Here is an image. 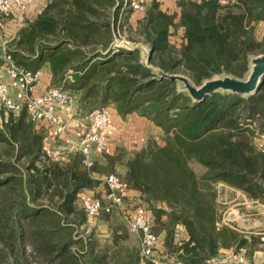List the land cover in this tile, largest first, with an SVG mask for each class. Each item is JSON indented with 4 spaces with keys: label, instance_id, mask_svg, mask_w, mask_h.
<instances>
[{
    "label": "trees",
    "instance_id": "obj_1",
    "mask_svg": "<svg viewBox=\"0 0 264 264\" xmlns=\"http://www.w3.org/2000/svg\"><path fill=\"white\" fill-rule=\"evenodd\" d=\"M113 3L114 0L51 1L19 29L17 37L10 42L8 54L27 69L41 70L49 64L53 75L60 79L65 71L72 69L74 80L66 82L64 88L80 92L84 99L94 98L93 109L112 104L114 107H107L115 108L116 114L125 119L136 113L163 129L162 142L153 143L150 138L123 160L126 172L125 178L121 177L128 183L123 195L127 198L126 192L134 189L147 195L151 203H164L162 209L152 206L154 219L159 225L167 226L169 234L171 224L182 223L189 235L178 247V259L185 264H208L220 247L230 246L239 236L229 228L216 229V203L212 197L207 199L200 182L222 180L264 201V149H259L252 140L256 133H264V78L252 95L217 91L201 101L193 100L178 89L177 80L155 75L152 68L145 66L139 48L130 50L113 45L114 17L109 20L104 11ZM177 4L179 15L163 10L154 0L137 22L136 33L142 34L149 44L153 66L171 74L184 70L196 84H201L224 71L243 77L251 56L264 51V38L258 40L255 36V25L264 21V0H177ZM28 5L18 10L24 11ZM180 28V39L172 40L173 31L177 34ZM4 113L16 116L12 112ZM17 115L4 121L0 141L12 142L15 138L20 143V156L32 154L33 161L40 152L56 164L47 167L44 174H32L30 178L19 167L17 173L9 171L3 182L17 177L19 193L23 196H27V185L34 197L53 187L55 192L49 199L57 205L53 210L56 215L52 216L49 229L40 233L43 237L61 233L65 229L64 215L75 210L73 203L78 191L96 180L83 165L79 153L64 161L59 160L61 156L52 159L44 155L41 147L45 122L34 123L25 111ZM112 116L111 110L107 139L115 131L117 134L121 131L113 125ZM32 128L29 143L26 130ZM24 131L26 136L22 135ZM118 154H107L111 168L121 156ZM191 161L206 167L204 176L198 177L190 166ZM0 165H9L11 169L15 162L6 160ZM64 171L67 174L61 178ZM49 176L57 181L48 183ZM7 189L16 192L18 187L12 184ZM5 197L11 199L12 209L16 208L18 213L30 209L13 196ZM49 209L42 206L31 210L30 216L51 214ZM14 221L16 227H22L19 219ZM152 228L156 233L159 231L153 224ZM0 237L12 247V232ZM237 242L243 245L248 240L241 237ZM70 243V238L53 242L50 253H57L48 259L63 256L61 260L72 263L75 258L71 260ZM36 247L44 253L46 246ZM102 261L98 263L104 264ZM138 261V256L134 257L133 264H139Z\"/></svg>",
    "mask_w": 264,
    "mask_h": 264
},
{
    "label": "rangeland",
    "instance_id": "obj_2",
    "mask_svg": "<svg viewBox=\"0 0 264 264\" xmlns=\"http://www.w3.org/2000/svg\"><path fill=\"white\" fill-rule=\"evenodd\" d=\"M122 1L123 0H114L113 5L104 10L109 20H113L114 17L115 43L113 45L127 48L132 44L139 43L138 45H143L142 51L145 52V40L142 34L136 33L137 22L143 18L145 13L134 11L131 8L122 9ZM153 2L154 0H146L145 10L148 9ZM175 33L176 30L173 31V34L176 36ZM175 36L172 37V40H174ZM255 36L258 40L264 38V21H260L255 25ZM262 54H264V51L252 55L251 58H255ZM251 65L252 63L250 62L249 69L243 77H237L245 79L249 74ZM176 74L191 78L184 70ZM227 75L235 76L232 73L224 71L213 74L211 77L206 78L201 84H195L197 87H200L207 80ZM178 89L187 93L195 100L193 96L190 95L185 83L181 80L178 81ZM69 93L73 98L71 106H74L75 114H71L70 116L66 115L65 120L68 125V132L71 135H75L74 131L79 132L82 130L83 126H81L80 121L86 120L84 121V124H86V117L92 111V106H94V98H92L93 100L84 99L81 93L77 91H70ZM107 106L114 107L112 104H108ZM12 115L13 114L10 113H4V110H0V128L4 127L5 118L9 120ZM117 115L118 114L113 118V120L117 121L114 126L118 130L121 129V131L118 132L119 134H117V131L111 134L112 137L109 139V141H111L109 143V149L100 155L101 162L99 165L97 164L96 166L95 164L93 168L88 170L93 178H95L94 172L100 174L99 176L105 175V178H95L96 181L91 186L80 189L73 203L75 205V210L73 213H69L68 215L65 214L62 219L65 229L61 231V233L45 235V237L41 236L40 231L48 230L52 225L53 217L55 218L56 215L53 213V210L57 208V205L49 199L50 194L55 192V190H53L54 188L51 187L52 190H50V188L45 189L44 192L35 194L34 197V195L30 193L27 185V196H23L19 193L20 186L17 177L8 183H4L2 178L8 176L6 174L9 171L15 173L19 172V167L25 170L26 177L30 178L32 174L41 175L44 174L47 167L53 168L56 162L46 158L40 152L33 161H31L32 154L20 156V143L15 138H12V142L0 141V164L3 161L6 162V160L15 162V165H10L11 169L8 167L9 165H0V236H6L11 232L13 233L12 247L0 237V264H94L96 262L99 264V260H103L102 262L104 264H133L134 257L136 256H138L139 264H185L177 257L179 252L178 247H180L185 240V235L188 234L185 225L178 222L171 224V234H169L167 226H162L163 224L161 225V223L160 226L157 220L154 219L153 207L162 209L165 207L164 203L160 201L151 203L147 195L139 193L134 199L132 197L125 198V205L122 208L115 207L111 212L99 210L97 213L89 214L82 205V198L103 197L106 191L105 179L108 174L116 172L125 178L126 168L123 164V160L138 151L139 149H137V147L139 144H145L150 138L153 140V143H159L165 138L163 129L145 116H140L138 114L134 116L130 115L129 117L127 116L128 119L120 116L121 119H124L121 121ZM12 117L17 118L18 115L16 114V116L14 115ZM40 123L41 122H39L38 125ZM46 126L45 131L46 134L51 135L52 144L54 146H64L66 144V139L64 137H59L49 125L46 124ZM32 130L33 128L31 131L26 130L29 136V143H31L30 136L33 135L31 133ZM36 130L37 129H35V132ZM22 135L26 136L25 131ZM252 140L259 149H264V133H256L252 136ZM110 153H120L118 156L121 155L115 160L113 168L108 164V158L106 157L107 154ZM72 154L73 153L65 150L59 160L64 161L63 159H68ZM65 164L62 163L61 165L64 166ZM190 166L194 169L199 178L204 176L206 172L205 166L197 161H191ZM66 174L65 171L61 172L60 177L63 178ZM47 178V182L50 184L51 182L55 183V181H57V179L52 176ZM200 183L203 186L202 191L206 194L207 199H211L212 197L214 203H216V229L229 228L230 230H234L239 238L245 237L248 240L247 243L240 245L237 242L238 238L230 246L220 247L218 253L215 255V264H264V240L262 239L264 235V201L252 198L243 189L230 185L222 180L212 179ZM12 184L18 187L16 192L7 189V187ZM46 188H48L47 185ZM6 194L16 198L14 199L16 201L19 199L23 204L29 205L30 209L18 213L16 208L12 209L11 199L6 198ZM56 199H58V197H56ZM42 206L49 207V210H51L53 214L45 213V216L32 218L30 216L31 210L42 208ZM140 206L146 209L147 215L150 216L153 226H157L159 230L157 234L160 240L155 260L143 258L140 255V236L138 233L130 231L128 227L129 216ZM5 212L8 214H5ZM4 216L7 218V222ZM17 219L20 220L22 227H16L17 225L14 220ZM154 230L156 231V229ZM115 237L118 240L117 242H115ZM69 238L71 239L70 251L73 253L71 260L75 258V261L73 260L72 263H68V259L61 260L63 256H60V258L56 257L52 261L49 260V257L57 253L56 251H51L52 253H50L53 242L57 243L61 240L66 241L67 239L69 240ZM37 244L46 246L44 248V253L37 249ZM241 248L245 249V258L242 262H237L232 255L240 252ZM208 264L212 263L208 262Z\"/></svg>",
    "mask_w": 264,
    "mask_h": 264
},
{
    "label": "built area",
    "instance_id": "obj_3",
    "mask_svg": "<svg viewBox=\"0 0 264 264\" xmlns=\"http://www.w3.org/2000/svg\"><path fill=\"white\" fill-rule=\"evenodd\" d=\"M31 0H0V15L11 8L23 9ZM146 0H123L124 8L134 11L145 10ZM7 74L9 81L0 78V110L19 114L25 111L34 122H45L59 137L66 139L64 146H54L52 137L45 134L42 140V152L44 155L57 159L65 150L73 154H81L83 165L91 169L96 162V156L109 149L110 141L106 134L110 130L111 110L107 106L94 108L86 117L87 122L81 120L80 135H71L65 116L70 111L73 98L64 88V85H51L42 92L37 91L42 71L27 69L14 62L10 55L7 56ZM106 191L101 198H82V205L89 213H97L99 210L111 212L115 207L122 208L125 205L124 191L128 183L118 173L107 175ZM130 231L140 236V254L143 258L155 260L159 247V235L154 232L147 211L143 206L134 210L128 218ZM264 240V235L262 236ZM245 249L233 254L237 262L245 258Z\"/></svg>",
    "mask_w": 264,
    "mask_h": 264
},
{
    "label": "crops",
    "instance_id": "obj_4",
    "mask_svg": "<svg viewBox=\"0 0 264 264\" xmlns=\"http://www.w3.org/2000/svg\"><path fill=\"white\" fill-rule=\"evenodd\" d=\"M51 1L55 2L57 0H31V3L28 5L26 10L19 11L18 9L14 8L13 11L7 12V13L0 16V78L1 79L9 81V76L7 74V65H8L7 56L9 55L8 50L10 49V42H12V40L17 37L19 29L22 26H24L29 19L38 15ZM156 1L159 2L160 7L163 10L169 11L171 13H177L179 15L180 7L177 4V0H156ZM121 8L125 9L123 7V3H122ZM175 21L178 22V20L176 18H175ZM181 31H182V28L179 29L176 36L173 34V36H175L174 39H178V38L180 39V36H181L180 32ZM173 36H171V38ZM138 44L137 43L132 44L131 46H133V47L137 46L136 48H139L141 50V62H142L146 56V52L142 51L143 45H141V44L138 45ZM145 45H144L145 49L150 48L148 43L145 42ZM41 71H42V76H41L39 83L37 84V91L38 92H42V91L46 90L51 85H56V84L65 85L66 82L74 80L72 69L65 71L63 74V78L61 76V79H60V77H58V76L55 77L53 75V73L51 72V68H50L49 64H45L41 68ZM71 108H72V111H71ZM71 108H70V111L67 113L69 116L71 114L72 115L75 114L74 113V106L73 107L71 106ZM111 110H112V115H113L112 116L113 125H115L117 121L113 120V118L116 116V110H115V108H113ZM130 115L134 116L137 114L130 113L128 115V117ZM117 116L120 118L119 115H117ZM128 117L126 119H128ZM122 120L123 119H121V121ZM5 121H6V118H5ZM117 125H120V124H117ZM74 134L78 136L81 134V131H79V132L74 131ZM96 161H97L96 162V166H97V164L99 165V163L101 162V156L100 155L96 156ZM94 175H95V178H98V177L105 178V175L99 176L100 174H98L97 172L96 173L94 172ZM126 195H128V197H132L134 199V197L139 195V192L134 190V189H132V190L129 189L126 192ZM188 239H189V235L186 234L185 240H188ZM208 262L215 264V256L208 259Z\"/></svg>",
    "mask_w": 264,
    "mask_h": 264
},
{
    "label": "water",
    "instance_id": "obj_5",
    "mask_svg": "<svg viewBox=\"0 0 264 264\" xmlns=\"http://www.w3.org/2000/svg\"><path fill=\"white\" fill-rule=\"evenodd\" d=\"M136 47L137 46H129L127 49H136ZM145 52L146 56L142 61L145 66L152 68L153 73L160 77L183 81L186 85V88H188L190 95H192L196 101H201L207 95L217 91L252 95L256 92L264 78V54L255 58H251V69L245 79H240L237 76L227 75L224 77H216L207 80L200 87H197L191 78H187L181 74L166 73L161 68L153 66L150 63L151 48L145 49Z\"/></svg>",
    "mask_w": 264,
    "mask_h": 264
}]
</instances>
